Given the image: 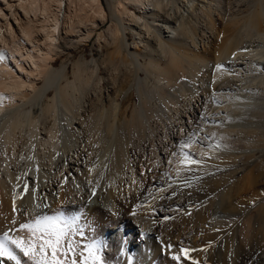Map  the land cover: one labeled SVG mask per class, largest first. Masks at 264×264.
<instances>
[{
    "label": "bare ground",
    "instance_id": "obj_1",
    "mask_svg": "<svg viewBox=\"0 0 264 264\" xmlns=\"http://www.w3.org/2000/svg\"><path fill=\"white\" fill-rule=\"evenodd\" d=\"M107 2L117 15L109 29L104 32L102 30L109 24V12L112 10H107L103 0H0V52L5 54V59L0 61V235L9 231L10 235L27 239L29 235L27 231L19 230L21 223L29 222L40 214L55 215L59 211L68 218L79 217L78 223L84 235L75 237L78 242L77 264H83L85 259L79 255L80 250L97 241L101 242L100 251L105 264L185 262L193 264V261L198 264H232L234 259L231 260L230 252L233 249L234 253L240 251L237 264H261L263 260L248 251L246 245L252 237H249L251 229L255 226L252 225V219L255 221L256 217L261 216L257 206L264 198L252 204L253 206H248L244 204L247 201L240 199L239 202H243L241 204L238 203V199L234 201L233 197L236 196L232 197L234 187L231 185L235 184L237 169H244L251 164L247 156L246 158L241 156L243 158L241 161L235 151V153L226 151L220 147L222 141H216L214 144L215 141L211 142V138L215 134L212 136L209 134L210 129L205 130L207 126H202L196 128V131L197 134L204 135L199 137L197 134L194 135L193 131L194 137L187 141L190 142L188 156L201 160L202 163L190 164L185 161L183 155L180 157V165L173 169L172 174L161 168L157 170L155 166L156 168L150 172L152 178L148 177L147 180L146 177L137 178L134 176L136 163L131 162V137L133 133L141 131L147 117L137 112L129 119L130 107L135 99L133 95L118 103L120 93L126 92L129 88L125 83L128 78L109 96L111 101L105 102L100 63L93 64L81 59L75 66V81L66 84L64 80L69 81L66 76L67 65L54 68L58 62L57 58L74 45L73 39H78L80 44L99 34V40L109 42V45L114 47L111 64L115 66L113 70H119L116 65L117 55L127 50L125 40L128 37L126 34V39L123 38L121 26H134L141 18L133 7L145 15L149 12L150 6L159 8L163 4V0H113V2L107 0ZM78 4L82 5L80 9L85 15L74 14L75 16L71 17V7L73 5L79 7ZM259 4L261 8H257L252 15L242 21H236L237 27L232 29V36L222 42L215 51L203 54L199 52L191 54L185 50L183 52L177 45L186 43L187 39L196 45L197 38L196 29L188 26L184 20L180 23L179 29L170 27L174 31H179V36H183L184 40L172 39L167 43L160 41L159 46L165 54H169V60L164 62L163 58H152L146 66V70L155 76L157 88L166 92V87L167 90L168 86L177 87L185 79L193 80L198 78L200 73L204 75V72V76H207L213 85L210 93L205 89H199L186 100L188 101L184 104L187 106L186 112L176 120L180 132L177 134L186 136L195 128L185 120L189 117L187 111L192 114L190 121L194 123L205 120L204 122L213 124L224 118L223 111H220L221 108L215 100L219 98L218 95V98L216 97V93L221 89H218L219 81L225 76H228L229 78L225 79L229 80L232 75L231 63L235 66L246 64V69L254 66L257 70L261 69L264 64L262 47L256 51L257 49L251 48L248 50L243 45L244 38L252 40L251 36L254 34L264 40L262 27L264 23H261L264 21V1L259 0ZM165 20L169 25L172 24ZM208 26L210 31H216L212 21ZM154 50L157 51L156 48ZM141 56L145 57L146 54L130 52L125 60L127 62H124L135 64ZM245 57H248V61L244 59ZM210 63L212 69L205 68ZM217 65L225 67L223 70H217ZM130 73L139 76L140 69ZM237 74H233L232 77H237ZM205 78L203 80L206 81ZM259 79L255 78L253 81L250 79L251 81L247 83L248 88L257 80L263 84L260 89L263 95L260 98L253 97L256 103L264 102V78ZM115 80V76L113 81L111 77L112 82ZM90 89L95 93V98L92 97L88 101L86 108L82 105V100ZM139 90L144 95L145 104L150 107L151 101L147 98L150 97L148 87L142 84L139 85ZM47 97H50V101L43 104V99ZM205 99L208 100L205 102ZM200 106L205 109L202 110V107L199 109ZM217 109L219 111L216 112ZM213 125L209 127L212 128ZM227 128L230 135L236 134L237 128L236 131L234 128L231 131ZM70 130L71 132L74 130L73 136L76 139L74 142H65L66 133L67 131L70 133ZM244 135H250V141L252 139L251 142L256 145H264L262 128H248ZM250 141L248 143L251 144ZM225 146L227 142L226 145L224 143ZM223 150L224 154L221 153ZM235 155L239 158L235 159L237 158ZM207 156L212 157L214 161L224 156L236 166H228L229 163H225V168L220 166L217 171L208 173L207 166H203L206 164L204 162ZM260 163L254 164L256 168L254 170L264 183V165ZM145 168L148 174L149 170L154 168V163ZM129 171L133 175L130 176ZM219 175L224 177L227 175L226 183L224 182L226 185L220 190L223 203L222 201L211 203L215 205L213 209L207 204L200 203L193 197L196 193H193L198 186L210 184ZM215 181L217 179L213 182ZM93 189H96L94 196ZM241 191L240 189L239 194ZM227 199L233 200L229 202ZM238 205L242 206V211L239 219L235 220L233 215L236 213L235 206ZM250 206L256 208L255 219L253 209H249ZM201 216H206L211 222L208 229L210 235L207 238L210 245L205 246L206 248L194 241L197 233L194 234L192 231L194 236H190L189 226L186 224L188 218L198 219ZM262 221L259 222L258 219L256 222L261 224ZM220 235L227 248H224L225 251L219 244L222 242H217ZM230 245L234 246L232 250ZM9 247L17 255L20 264H33V261L25 257L14 245L9 244ZM181 248L192 250L189 253L191 258L175 261L173 255ZM0 264H15V261L0 257Z\"/></svg>",
    "mask_w": 264,
    "mask_h": 264
},
{
    "label": "rangeland",
    "instance_id": "obj_2",
    "mask_svg": "<svg viewBox=\"0 0 264 264\" xmlns=\"http://www.w3.org/2000/svg\"><path fill=\"white\" fill-rule=\"evenodd\" d=\"M103 1L105 3L107 10L108 11L112 10V12H109V18H108L109 24L102 30L106 32L109 29L108 27L111 25L112 21H114L115 19L114 17L117 15V13L114 9H111L107 0H103ZM108 1L113 2V0H108ZM163 4L159 8H156L153 5L150 6L149 12L145 15H143V13L140 12L138 8L133 7V10H135L138 16L141 18L138 19L137 21L138 23L135 24L134 26H131V27L121 26V33H122L123 38L126 39L125 38L126 34L128 35L127 40H125V47L127 48V50H124L119 56L117 55L118 59L116 60V65L117 67H119V70L114 69L116 70V72L113 70L115 66L111 64V57L113 56L115 49L113 46L109 45V42L105 43L103 41L104 42L103 43L101 40H99L98 39L99 34L94 35L88 41L81 42L80 44H79L78 39L76 38L73 39V41L75 42V43L73 42L74 45L71 46L69 51H67L66 53L62 54V56L57 58L58 62L54 68L58 69V68H61L63 64L67 65L66 76L69 78V81L64 80V84H66L67 82L75 81V76H74L75 71H76L75 66L81 59H86L87 61L93 64L100 63L102 67L101 74H100L102 78V83H103L102 92H103V99L105 102L111 101L110 100L111 97L109 99V96L116 91V89L119 87V84H121L122 81L124 82L128 78L127 80L129 82L127 81L128 83L127 82L125 83L128 84L129 88L127 89L126 92L120 93L119 95L120 101L118 103H122L127 98V96L133 95L135 99L132 102V105L130 107L131 115H129V119L132 118V114H135L137 112L143 113L146 115L144 116L147 117L145 118L146 120H145V123H143L142 129H140L141 131L139 133H135V134L133 133L131 137V141H132L131 143L132 146H130L132 150L131 151V156H132L131 162L136 163L135 167L137 166L134 176H136L137 178L146 177V180L149 178H152L153 175L150 172H152V170H154L156 167H157V170L161 168L165 170L168 174H172L173 169L177 168V165H180V162H179L180 157L185 154L187 155L190 154L189 153L190 142H187V141L191 137H194L195 134H197L196 128L198 129V128H201L202 126L204 127L207 126L208 129L206 127L205 130L210 129L209 134H211L212 136L215 134L214 137H216V139L212 137L211 142L212 140H214L215 142L214 141L213 142L214 144H216L217 143L216 141H222L221 144L219 143L221 148L223 147V149H225L226 151H233V152L235 151L236 155L240 157L239 158L235 155L237 157L235 159L239 158V160L242 161L243 158H241V156H244L245 158L246 156L248 157L249 160L248 159L247 160L251 164L245 166L244 169H237L238 171H236L235 173L236 176L234 180L237 183L233 180L235 184L233 183L234 185H231L234 187L233 188L234 190H232L233 192L232 197L236 196V198L233 197V199H235L234 201H237L236 199H238V203L243 204V202H239L241 199L244 202L247 201L244 204L246 205L248 204V206L252 204L254 205V203H256L258 200H261L264 198V183L262 182L261 178L257 177V174H256L257 172H255L254 170L255 168L254 164L256 162L258 163L261 162L260 164L264 165L263 164L264 156H262L264 154V145L262 144L261 146L263 147H261L260 145L254 144L253 142H251L253 141L252 139L250 141V135L243 136V134H245V132L248 131V128L250 129V128L259 127V128L264 129V102L261 101V103L260 102L256 103V101L254 100L255 96L257 98L259 96L260 98V96L263 95V93L260 91V89H262L263 87V84L259 82L258 80L257 82H254V83L252 82L253 85L251 84L249 88L247 84L248 81H251L253 78L254 79L255 78L259 79L260 77L264 78V64L262 65L260 70H257L255 68L256 66L250 67V69L247 67L246 69V64L235 66V64L231 63L230 67H231V70H233L232 75L229 80H227L229 77L225 76V78L227 79L222 77L223 78L221 79L222 82L219 81L220 84H219L218 89L220 88L221 89L220 91L216 93V97L218 98L219 96V98L215 100L219 108H221L220 111L221 112L223 111L222 117L224 118H222L220 121H217L216 123H213L214 125L212 123L210 124V122L208 121L204 122L205 120H200L197 123H194L193 121H190L191 120L190 116L192 114H189V111H187V116L189 117L186 118L185 120L188 122V124H191L193 128L195 127L194 128L195 130L194 129L190 130V132L187 133L186 136L183 135L184 137L182 135L177 134L180 132L178 131L179 130V127L177 125L178 121L176 120L178 119L180 115L186 112L187 106L184 105V104H187L185 102H188L186 100H189L192 97V95H194V93H196L199 89L200 90L205 89L208 93H210L213 88L212 82L209 81V78L207 76H204L205 75V72H204V75L203 73H200V75H198L199 79L197 77L193 78V80L185 79V81L183 83L180 82L179 85H177V87L172 88L168 86L169 90H167V87H166L165 88L166 92H163L160 88L156 87L155 76H153L151 73H149L146 70V66L149 64L152 58H157V59L163 58L164 62L169 60V54H165L163 52V50L159 46V43L160 41H162V43L163 42L167 43V42L172 41V39L173 40L183 39L184 38L183 36H179L178 34L179 31H174L173 29L170 28V27H175L179 29L180 23L183 20L184 22L187 21L186 23L189 24L188 26L194 27V29H196V32H195L196 35L198 34L197 36L195 35V38L197 37L196 45H194V43L192 44L191 40L189 39L185 41L187 43V46H186V43H179L177 45L179 48H182L181 50H183V52L185 50L187 51V53L190 52L191 54L197 53V52H199L200 54L201 53L203 54L207 51H215L222 42H224L226 39L232 36L231 35L233 33L232 29L237 27V25L235 26L236 21H242L243 19H245V17L252 15L257 10V8L258 9L261 8V5L259 4V0H163ZM80 7H82V5H79V7L77 5H73L71 7V17H74L75 15L76 16L85 15L84 14L85 12L82 11ZM76 9H78V11H76ZM79 11L83 12L81 13L82 15L80 14ZM165 19L169 20L172 24L169 25L168 23H166ZM211 21L213 22L215 26L216 31L214 32L210 31V28L208 26V23ZM261 23H264V21L262 20ZM262 25H263L262 27L264 28V24ZM205 27L206 28L208 27V28L206 29ZM203 31H206V32H203ZM256 35L254 34V36H251L253 37L252 40L251 38L249 39L244 38L243 45L248 50L251 48V50L257 49L256 51L260 50L262 47L261 51H263L264 50L263 48L264 40H262L263 38L259 39L260 36L258 35L259 36L258 37ZM62 42L64 41L62 40ZM154 48H156L157 51H155ZM130 52H139L142 54L144 53L146 54V56L139 57V61L137 60L135 64H132L130 62L125 63L127 62L125 60L128 57ZM244 59L248 61V57H245ZM253 59L255 60V58ZM205 66L206 65H204V67ZM205 68L212 69V63H210V65L206 66ZM137 69H140L139 76H134V73L132 74L130 73ZM233 74L234 75L237 74V77H232ZM126 75L131 76V77L129 78ZM113 76H115L116 82L115 81L112 82ZM111 77H112V81H111ZM203 77L204 78L206 77L207 80L206 81L203 80L204 79ZM238 77H240L241 79ZM194 79H196L197 81ZM262 80L263 79H261V81ZM109 81H111L112 83L109 84ZM202 81L205 83H203ZM142 84L146 85L150 91V97H147L151 101L150 107L145 104L144 95L139 90V85H142ZM259 84L261 85L259 86ZM254 93L255 95H253ZM160 95H162L163 97L161 98ZM181 95H182V98H181ZM92 97L95 98V93L90 89L88 95L82 100V105L87 108L89 104L88 101ZM248 99L250 100L253 99L255 102H252V100L248 101ZM206 100L208 99H205L204 101L206 102ZM49 101H50V97L44 98L43 104ZM229 102H230V105H228ZM222 105L223 106L227 105L228 107L225 106L226 108L224 107L225 108L224 109ZM201 107H202V110L205 109V107L203 106H200L199 109H201ZM226 109H228V111ZM215 111L217 112L219 111V109ZM192 124L193 125L195 124V125L193 126ZM76 125H74L75 127L74 130H76ZM210 125H213V127L212 128L209 127ZM225 125L228 128L225 127ZM234 125L237 127H235ZM226 128L229 129L230 131L232 130V128H234V130L237 128L236 130L239 131L240 134L239 133L237 134V131L235 130L236 134L233 133L232 135H230L229 131L226 130ZM74 130H72V132L70 130V133H68L67 131L66 133L67 135L65 136L66 137L65 142L75 141L76 138H74L75 136H73ZM205 130H202V131L204 132ZM186 131L188 132V129H186ZM193 131H194V135L192 133ZM197 135L201 137L204 134L198 133ZM249 141L251 142V144L248 143ZM223 142L225 143V145L227 142L228 147L225 146L227 148L224 147ZM252 143L254 144V146ZM181 145H185V147H181ZM225 150H223V152L221 153L224 154ZM207 157L204 162L206 164H204L203 166H207L206 172L208 173L217 171L220 168V166H222L221 168H225V163H229L228 166L230 165L236 166L234 164L232 165L231 163L232 161L230 159H226V157L224 156H221L218 159V161H214L212 157L210 156H207ZM60 160L62 161V157ZM153 163H154V168H151L149 170V173L146 174L147 171L145 167ZM142 166L143 168H145L144 171H142L143 169ZM130 174L133 175L131 171H129V175ZM226 176L227 175H225V177ZM232 176L234 177V175ZM225 177L224 175L222 176L219 175L215 177L217 181L213 182L215 180L213 179V181L210 184L206 186L204 185L205 187L198 186L196 191L195 192L193 191L194 193L192 192L193 194L195 193L197 194V195L195 194L193 197H195V199H198L200 203L204 205L207 204L209 208L212 207L214 209L215 205H212L214 202L222 201L223 203V199H221L223 198L221 197L222 192L220 193V190L223 187V185H226ZM255 180L256 182H254ZM246 182H247V185H246ZM240 189L242 190L241 194H239ZM234 192L236 195H234ZM227 200L229 202L232 201L231 199H227ZM252 206H250L249 208L250 210L253 209L251 208ZM232 207L231 209H233ZM258 207H259L261 218L259 216L258 217L254 216L255 209H256L254 208L253 216H254V219L256 217L257 220L254 221L252 219V225H255V226L257 225V226L256 227L254 226V228H252L251 226L252 229H251L249 237L250 236L252 237L250 238L251 241L249 240L248 242L249 245L248 244L246 245V249L247 250L249 249L248 251H250L255 256L261 258L263 260L261 264H264V216H263L264 215V200L261 202L259 206H257V209ZM260 207L262 208L260 209ZM235 211L236 213H234V215L236 216L233 215V217L235 218V220H237L240 217L239 215L242 211V206H239V205L238 207L235 206ZM188 219L186 221V224L189 226V230H190V231L188 230L189 235L194 236L195 234L194 232L197 233V238L194 239V241L197 244L202 245L203 247L205 246L207 247L208 245H210L207 240L208 235H210L208 233V229L211 223L210 220L206 218V216H201L198 219H196V217L195 218L191 217ZM258 219H259V222L260 220L261 221L263 220L261 224L259 222L258 223L256 222L258 221ZM253 221L254 223L256 222L257 224L256 223L254 224ZM192 231L194 234L192 233ZM198 231L200 232V234L198 233ZM219 238L220 239H218L217 242H222V239H223L222 235H220ZM219 244L221 245L222 247L221 249L223 251L227 249L225 248L226 246L224 245L223 242H222L223 245L221 243ZM229 247H231V245ZM232 247L234 248L233 245ZM232 247H231V250L233 249ZM243 248L244 247H242V249ZM233 251L234 249L230 252V256H232L230 257L231 260L234 259L233 262L231 263L237 264L240 258V251L238 253L236 252L234 253ZM184 264H189V263L185 262Z\"/></svg>",
    "mask_w": 264,
    "mask_h": 264
},
{
    "label": "snow or ice",
    "instance_id": "obj_3",
    "mask_svg": "<svg viewBox=\"0 0 264 264\" xmlns=\"http://www.w3.org/2000/svg\"><path fill=\"white\" fill-rule=\"evenodd\" d=\"M3 59H5V54L0 52V61ZM224 67V65H217L216 69L223 70ZM184 158L190 164L202 163L201 160H196L187 154ZM95 191L96 189H93V196ZM78 220L79 217L68 218L59 211L55 215H37L29 222L19 225V230H26L29 234L27 239L10 235L9 231L0 235V257H7L8 260L15 261V264H20L17 255L9 247L11 244L33 261V264H77L78 242L75 237L84 235ZM100 249L101 242L99 241L90 243L81 249L79 255L85 257L83 264H105ZM190 251L192 250L181 248L173 255V259L175 261H181L183 258L190 259ZM193 264H198V262L193 261Z\"/></svg>",
    "mask_w": 264,
    "mask_h": 264
}]
</instances>
